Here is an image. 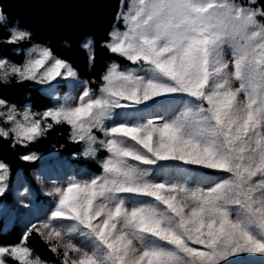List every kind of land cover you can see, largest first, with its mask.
I'll return each instance as SVG.
<instances>
[{
	"label": "snow or ice",
	"instance_id": "snow-or-ice-1",
	"mask_svg": "<svg viewBox=\"0 0 264 264\" xmlns=\"http://www.w3.org/2000/svg\"><path fill=\"white\" fill-rule=\"evenodd\" d=\"M121 8L117 20L124 30L114 27L104 47L137 68L122 69L112 61L98 92L85 81L75 106L66 97L40 118L25 111L17 119L12 111L8 120L13 126L0 127V138L11 136L13 146H27L54 125L67 124L72 140L89 144L86 155L95 153L96 129L107 138L99 144L109 153L100 175L73 178L50 193L57 199L49 220L39 228L32 225L20 244L0 245V264H6V254L19 264H47L38 255L33 258L26 246L33 231L61 264H228L242 253L264 254V4L129 0L127 11ZM6 18L0 8V22ZM30 36L12 30V42ZM225 46L232 50V72L223 59ZM83 47L93 61L91 41ZM37 50L39 58L22 67L0 61V80L9 74L39 83L77 77L72 65L50 48L32 49ZM233 77L239 81L235 89ZM173 94L199 103L172 120L105 126L114 109L162 103ZM161 161L220 170L229 177L207 190L149 179L151 169L140 165ZM7 176L8 166L0 162V195ZM125 194L153 202L129 205ZM53 221L71 223L65 227ZM73 234L86 246L75 243Z\"/></svg>",
	"mask_w": 264,
	"mask_h": 264
},
{
	"label": "trees",
	"instance_id": "trees-1",
	"mask_svg": "<svg viewBox=\"0 0 264 264\" xmlns=\"http://www.w3.org/2000/svg\"><path fill=\"white\" fill-rule=\"evenodd\" d=\"M236 2L246 3V0ZM128 3V0H0V8L7 17L5 23H0V58L17 66L27 61L33 45L50 48L54 56L72 65L83 84L87 81L92 90L98 91L101 76L112 61L121 68L134 66L126 58L104 47L108 33L114 27L124 30V23L117 20V14L122 10V4L123 10L127 11ZM258 3L264 4V0H258ZM16 24L30 33V38L15 42L9 40L13 29L22 30L17 26L10 28ZM89 41L94 54L91 62L88 49L83 47ZM56 84L59 85L58 92L63 94L68 91L70 80L62 79ZM51 88L9 74L7 79L0 80V101L21 111L43 112L57 107L60 102L50 94ZM71 131L70 125H54L46 135L29 142L27 146H13L11 136L0 138V162L8 166V189L0 195V202L10 203L13 208L16 205L19 207L15 223L9 229L5 228V219L0 218V245H16L32 225L47 222L46 216L32 211L30 204L34 196L39 202L53 201L46 192L49 187H60L66 181L60 177L61 168H72L73 173L85 169L92 175L101 174V164L107 151L98 148L95 156L86 155L84 144L71 139ZM30 154L46 156L41 161L21 159ZM222 175L207 170L202 173V179L192 175L191 183L197 179L196 184L208 185L209 180L221 179ZM26 245L33 250V257L38 255L44 261L61 264V258L50 250V245L37 232L33 231L28 236ZM5 259L8 264H19L10 256Z\"/></svg>",
	"mask_w": 264,
	"mask_h": 264
},
{
	"label": "rangeland",
	"instance_id": "rangeland-1",
	"mask_svg": "<svg viewBox=\"0 0 264 264\" xmlns=\"http://www.w3.org/2000/svg\"><path fill=\"white\" fill-rule=\"evenodd\" d=\"M236 3H239V2H236ZM124 11H126V10H124ZM0 23H5V21L0 22ZM15 26L19 27L16 24L10 28L12 29ZM20 29H22V28H20ZM21 31H26V30L22 29ZM121 31H123V30H121ZM9 40H12V36L9 38ZM37 45L38 44L33 45L30 48V51L28 52V59L39 58L38 50L36 52L32 51V49ZM222 55H223V59L229 63V68L227 69V71H229V72L234 71L233 64H232V50H231V48L225 46L223 48ZM0 61L5 62L6 65L7 64L14 65L13 63H11L10 61H8L5 58H0ZM24 64L17 65V66L22 67ZM47 66L48 65L46 64L45 67H47ZM137 67H138V65L134 64V66H128L125 68H137ZM43 70L44 69L42 68L40 71L42 72ZM0 71H3V70H0ZM22 80H27V79H22ZM61 80H62V78H60V77H57L56 80H54L50 83H39L36 80H29L33 84L40 85L42 87L52 86V88L50 90V94L52 96H54L56 99L60 100L57 107L47 109L46 111L59 108L61 105H63L65 103L66 97L72 98L71 100H69V103L72 106H75L79 101V96L83 92L84 86H85L80 81V79L78 77L68 78V80H70L69 89H68V91H66L63 94H60L58 92L57 88H59V85L56 84L57 82H59ZM230 83H231V86L233 89L239 87V81L236 80L234 77L231 79ZM238 98L241 101H243L245 99V96L243 93H241ZM156 99L160 100L161 98H156ZM189 101H192V104H189ZM196 103H199V102L195 101L194 98L188 97L186 94H173L171 97H169L166 101H164L162 103L153 104L151 101H149V102H146L145 105H137L133 108H117V109H114L112 118L105 122V126L111 127V126H113V124H120V123H124L126 121L129 123H135V122L143 123V122H147L148 120H154L156 122H159L161 120H172L175 117L181 115L186 110V108L191 107L192 105H194ZM12 111L15 112L17 119H22V114L25 112V111L15 109V108L8 106L4 103V105L2 107H0V127L11 128L13 126L12 122L8 120V115ZM26 111H29L30 113L36 115L37 118H40L41 114H43L45 112V111L39 112V111H31V110H26ZM47 122H49V123L51 122L50 118L47 120ZM42 127H43V123H42ZM93 132L97 137V143L91 145V147L95 149V153L94 154L89 153V154H87L88 156H95L98 148L104 149L102 146H100L99 141L107 139L102 132H100L96 129H93ZM81 142L84 144V147H85L84 153H86V151L89 148V144L86 141H81ZM104 150L106 151V149H104ZM108 155H109V153L107 152V156ZM37 156L39 157V159H37V160L41 161V159H44V157L46 155H42V156L37 155ZM60 163L61 162H59V164ZM133 163L139 164V162H135V161ZM140 166L144 167V168H150L151 172L149 175V179L154 180L156 182L167 181V182H171V183H180V184L187 185L189 188H198V189H205V190L212 188L213 186L221 183L222 181L228 179V177H229V174L224 172V171L207 169V168H204L201 166H195V165H183L181 162L161 161V162H158V165H140ZM207 170L215 171L216 173H223L222 178L221 179H218V178L213 179L214 181L209 180L210 182H208V185L196 184V182H198V180L196 178L200 179L202 176V173L204 171H207ZM59 171H60L59 174H60V177L62 178V180H66L64 182V184L61 185L60 187H65L68 184V182L70 180H72L73 178H75L77 180H89L93 176H97V175H92V174L87 173V171H85V169L80 170L78 173H73V172H71L72 168L64 167V168H61ZM192 175L198 176L195 178L196 180H195V183H193V184L191 183V180L193 178ZM7 179H8V177H7ZM7 179L4 181V184L6 185L5 191H7V189H8ZM44 185L49 187L46 183H44ZM54 189L55 188L49 187V189H47V192H46L50 197L53 198V201H49V202L41 201V202H39V201H36V198L34 196L32 201H31V204H30L33 207L32 211L38 212L40 215L46 216L47 221L49 220L50 214H51V212L54 209L55 204H56V199H57L56 196L54 194H50V193L54 192ZM125 195L128 197L127 202L129 203V205L134 204V203L153 202L152 198H149V197H140V196H136L135 194H125ZM18 208L19 207L17 205L13 208V206L10 203L8 204V203L0 202V218L5 219V221H6V227L5 228L6 229H9L10 227H12L14 225L15 217H16V210ZM52 223L56 226H59L62 223L66 227L71 222L70 221H62V222L61 221H53ZM41 225H38L37 227L39 228ZM71 238L73 239V241L75 243L82 245V246H86V242L78 234H73ZM18 244H20V243H18ZM18 244H16V245H18ZM8 246H11V245H8ZM6 256H8V255L6 254L4 256V260H5L6 264H8L6 259H5ZM47 264H56V263L47 262ZM228 264H264V254H261V253H242V254L237 255L234 258H230L228 261Z\"/></svg>",
	"mask_w": 264,
	"mask_h": 264
}]
</instances>
